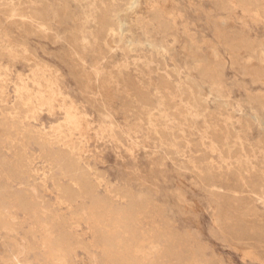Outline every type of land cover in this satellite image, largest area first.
Wrapping results in <instances>:
<instances>
[{
  "label": "rangeland",
  "instance_id": "1",
  "mask_svg": "<svg viewBox=\"0 0 264 264\" xmlns=\"http://www.w3.org/2000/svg\"><path fill=\"white\" fill-rule=\"evenodd\" d=\"M251 2L136 0L123 12L132 33L152 31L155 16L174 33L164 39L167 49L153 50L104 44L102 10L123 7V0H0V73H9L10 104L22 79L30 88L35 73L57 79L58 100L31 120L50 131L64 119L61 104L80 116L86 131H66L68 138L87 149L98 193H118L121 207L138 209L135 234L155 247L149 264H264V0ZM185 40L203 54L217 50L211 78L193 69ZM260 50L262 61L250 57ZM203 81L202 98L194 99L190 92ZM23 144L31 171L12 188H35L69 216L54 183L68 180L38 145ZM3 150L12 160L14 148ZM15 224L14 239L31 249L15 254L0 231V257L10 254L0 264H48L23 211ZM78 226L89 247H78L68 264H114L90 245L88 225Z\"/></svg>",
  "mask_w": 264,
  "mask_h": 264
},
{
  "label": "bare ground",
  "instance_id": "2",
  "mask_svg": "<svg viewBox=\"0 0 264 264\" xmlns=\"http://www.w3.org/2000/svg\"><path fill=\"white\" fill-rule=\"evenodd\" d=\"M123 1V7L102 10L103 28L107 36L104 44L109 46L110 42H118L123 44L124 48L149 45L153 50L167 49L166 46L169 44L165 46L164 39L174 33L169 32L165 20L155 16L157 26L153 27L152 31L146 29L132 33L131 22L128 19L129 14L123 15V12L131 8L136 0ZM220 1L224 2V0ZM246 1L252 3V0ZM261 9L264 12V6ZM126 29L131 32L129 38L124 33ZM173 39L175 41L174 36ZM181 47L193 62V69L198 71L203 78H211L209 65L217 59V50L211 49L209 53L203 54L200 45L188 40H185ZM250 57H254L260 62L263 60V52L260 50ZM3 74L0 73V135H4L5 139L1 140L0 138V231L4 232V239L12 242L15 254L16 252L26 254L31 249L28 241L21 240L23 242L18 243L14 239L15 218L17 210H21L30 223L31 233L34 237L38 235V244L45 250L48 264H68L70 255L74 254L78 247L88 249L89 245L75 233V228L81 221L85 222L91 231V233L88 232L92 234L90 245L100 249L114 264H149L155 247L149 236L139 237L135 234L134 223L139 216L137 215L138 209L133 210L134 208H132L130 211L121 207L118 200L115 199V197L118 198V193L111 196H101L98 193L99 181L95 180V182L90 178L93 168L86 159L87 149L82 144L68 138L66 131H78L81 134L86 131V126L80 116L71 106L61 104L60 108L64 112V119L61 124L53 127L50 131L37 128L31 120V118L34 119L33 114L40 115L44 109L50 111L52 103L58 100L61 92L57 88V79L55 77L41 79L39 74L35 73L30 78L34 88H30L29 79H22L13 85L14 102L10 104V96L7 91V81L10 77L6 70L3 71ZM205 82H197L196 90L190 92L194 99L202 98ZM251 117L257 119L255 115ZM23 141L38 145L50 162L51 169H57L60 175L68 180V183L65 184L58 178L54 179V183L60 204H64L70 211L69 216L39 198L35 188H26L20 185L17 188H12L11 182L20 180L23 174L31 171L32 160H30ZM16 144H19L20 148L17 149ZM4 147H7L8 151L14 148V151H11L12 160L7 157V153L3 150ZM8 254L7 257H0V260L5 263L10 258V256L8 258ZM24 256L26 257V255ZM188 264L201 263L192 258Z\"/></svg>",
  "mask_w": 264,
  "mask_h": 264
}]
</instances>
